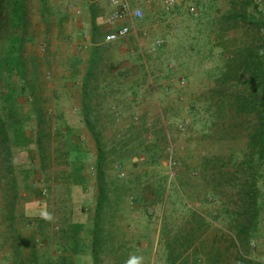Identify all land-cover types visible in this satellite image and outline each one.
Instances as JSON below:
<instances>
[{
  "label": "rangeland",
  "instance_id": "rangeland-1",
  "mask_svg": "<svg viewBox=\"0 0 264 264\" xmlns=\"http://www.w3.org/2000/svg\"><path fill=\"white\" fill-rule=\"evenodd\" d=\"M133 1L139 28L104 42L119 23L110 0H26L24 79L36 82L19 102L44 121L26 123L33 142L11 158L12 173L33 158L34 185L16 176L13 189L0 166V264H264V156L250 141L264 94L249 65L264 61V0H175L162 16V0ZM96 44L100 149L81 98ZM73 222L86 225L85 255L65 248Z\"/></svg>",
  "mask_w": 264,
  "mask_h": 264
},
{
  "label": "trees",
  "instance_id": "trees-1",
  "mask_svg": "<svg viewBox=\"0 0 264 264\" xmlns=\"http://www.w3.org/2000/svg\"><path fill=\"white\" fill-rule=\"evenodd\" d=\"M203 2L196 1L195 4L201 5ZM44 4V0H43ZM190 7V6H189ZM195 8V7H194ZM48 9L42 6V10ZM178 7L173 12H168L169 15H175L174 13H178L180 16L184 14ZM185 14L187 13V9L184 10ZM165 10H157L156 14L162 16L165 13ZM199 15H204L203 12L199 13ZM210 20H208V23ZM27 26H28V12L26 6V0H0V155L2 157L0 166H6L9 168L10 173L12 175V180L10 183L13 189L17 188L16 184V176L20 177L21 185L25 188H28L34 185L33 179V171L34 166L32 164L33 158H27L26 163L19 165L17 167L16 173H12V157L15 156L16 153H21L23 151L28 150L30 145L33 142V135L28 134L26 130L29 126H26V123L31 120V118L36 117V119L44 121L41 117V111L39 108L34 107L29 112H25V110L21 107L19 102V96L25 92L27 88L32 89L35 85V81H33V85L30 86V82L25 81L24 73H25V59L23 56V46L27 39ZM100 46L96 44L91 51L88 61V67L86 73L83 77L81 84V98H82V107H83V115L84 122L88 129L90 130L93 138L95 139L98 148L100 149L101 135L100 131L95 128L94 124L90 118V94L92 92V83L93 78H96L95 71L97 69V62L101 56ZM248 64V63H247ZM249 65L253 66V72L256 75L254 79H257V82L261 84V92L264 94V61H257L255 63L250 62ZM123 74V73H121ZM235 100L238 102H242L240 100V96L238 94L233 96ZM243 103V102H242ZM262 104L264 106V96L262 98ZM259 114V122L258 126L255 130V133L250 135V141H256L258 143L257 154L259 158L264 156V107L262 110L258 111ZM39 122V123H40ZM70 131V128H67ZM38 137V135H37ZM69 141V140H68ZM37 142L40 144L39 137L37 138ZM99 168V167H98ZM99 179L101 177L100 168L97 172V177ZM76 182L78 179L75 180ZM102 193V190H101ZM16 198V194H15ZM13 204V202H12ZM24 217V218H23ZM29 217L25 212L21 213V218L26 220ZM31 217V216H30ZM43 219V216H40ZM38 220L39 231L43 228V221L39 218H35ZM258 222H254V224L250 226H245L243 228L244 233L247 234L246 237H252L254 235V229H256ZM85 223L83 222H73L70 224L69 228L66 230L63 229L64 237L67 238L65 244V248L69 247V251H71L72 255H85L89 251V247H91L84 238L79 236L80 231L85 228ZM46 227H44L45 229ZM94 230L92 227L91 234H94ZM162 236V235H161ZM249 240V238H248ZM92 243H96V240L92 238ZM161 238H158L157 248L160 249ZM93 246V245H92ZM94 247V246H93ZM261 247L264 250V238L261 242ZM93 258L96 257L95 251L91 249ZM68 258L65 255H45L43 261L37 264H69L67 260Z\"/></svg>",
  "mask_w": 264,
  "mask_h": 264
},
{
  "label": "built area",
  "instance_id": "built-area-1",
  "mask_svg": "<svg viewBox=\"0 0 264 264\" xmlns=\"http://www.w3.org/2000/svg\"><path fill=\"white\" fill-rule=\"evenodd\" d=\"M175 0H162V9L167 11L175 7ZM112 5L110 18L112 22H117L118 25L110 27V31L104 36V42H113L127 36L130 32L139 28V21L142 17L141 4L133 0H110ZM192 11L194 8L189 7ZM157 9L154 8L153 14H156ZM159 42V41H158ZM139 45L144 44V39L138 40ZM45 191V190H44Z\"/></svg>",
  "mask_w": 264,
  "mask_h": 264
},
{
  "label": "water",
  "instance_id": "water-1",
  "mask_svg": "<svg viewBox=\"0 0 264 264\" xmlns=\"http://www.w3.org/2000/svg\"><path fill=\"white\" fill-rule=\"evenodd\" d=\"M148 212H151L150 210H148Z\"/></svg>",
  "mask_w": 264,
  "mask_h": 264
}]
</instances>
